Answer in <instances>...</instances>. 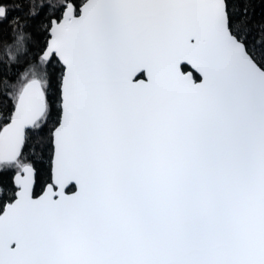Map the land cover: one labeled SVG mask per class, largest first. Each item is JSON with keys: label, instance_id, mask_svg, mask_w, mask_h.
Returning <instances> with one entry per match:
<instances>
[{"label": "snow or ice", "instance_id": "snow-or-ice-1", "mask_svg": "<svg viewBox=\"0 0 264 264\" xmlns=\"http://www.w3.org/2000/svg\"><path fill=\"white\" fill-rule=\"evenodd\" d=\"M0 44V264H264V0H0Z\"/></svg>", "mask_w": 264, "mask_h": 264}, {"label": "trees", "instance_id": "trees-1", "mask_svg": "<svg viewBox=\"0 0 264 264\" xmlns=\"http://www.w3.org/2000/svg\"><path fill=\"white\" fill-rule=\"evenodd\" d=\"M259 11V9H258ZM13 54H15L16 49L13 47L9 49ZM0 59L6 60L7 59V53L3 47L2 44H0ZM38 167H41L42 169H47V160L45 159L44 163L42 165H37ZM4 179H8L7 176L4 177ZM37 194H39V188L37 187Z\"/></svg>", "mask_w": 264, "mask_h": 264}]
</instances>
